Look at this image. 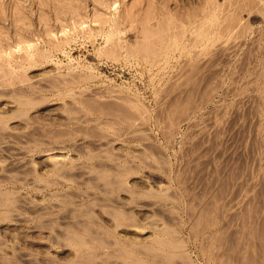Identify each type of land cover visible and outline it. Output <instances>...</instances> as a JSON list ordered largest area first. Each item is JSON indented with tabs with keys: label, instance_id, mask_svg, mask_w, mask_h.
Here are the masks:
<instances>
[{
	"label": "rangeland",
	"instance_id": "374dc122",
	"mask_svg": "<svg viewBox=\"0 0 264 264\" xmlns=\"http://www.w3.org/2000/svg\"><path fill=\"white\" fill-rule=\"evenodd\" d=\"M135 1L0 0V180L2 161L16 175L22 156L31 165L30 177L43 183L53 180V158L63 157L74 168L78 150L56 151L46 138L59 144L78 135L105 137L107 151L124 167L112 200L126 203L117 208L91 195L83 208L72 212L67 204L50 222L28 211V223L15 222L3 210L4 261L23 252L46 263L78 264L67 234L54 238L48 228L60 225L63 216L86 213L102 228L98 236L90 226L96 241L110 247L108 256L132 244L136 254L160 255L157 264H264V0H171L168 9L158 2L151 21L158 28L143 24L144 3L130 27L126 15ZM118 4L125 17L119 28L126 29L107 43L96 34L94 14L109 18ZM180 5L184 13L190 6L199 12L184 14L196 15L198 24L176 36L179 43L174 35L182 28L175 21ZM143 25L157 45L148 44ZM112 28L104 26L106 32ZM160 39L164 46L174 42L169 52ZM82 106L123 124L106 132L93 124L73 127L68 112ZM5 137L13 142L5 145ZM50 193L69 200L92 190L52 186L40 193L5 183L0 195L35 205L47 203ZM61 226L81 235L75 225ZM164 250H171L170 259L162 257Z\"/></svg>",
	"mask_w": 264,
	"mask_h": 264
},
{
	"label": "bare ground",
	"instance_id": "6f19581e",
	"mask_svg": "<svg viewBox=\"0 0 264 264\" xmlns=\"http://www.w3.org/2000/svg\"><path fill=\"white\" fill-rule=\"evenodd\" d=\"M181 1H183V0H181ZM98 2H99V0H98ZM117 2H118V0H117ZM158 2L161 3L160 5L164 6L163 8L168 9V6H169L170 2H172V1L171 0H139L137 2L136 1L133 2L130 5V7L128 8V12L126 15V19L131 24L130 27H133L132 25H135V23H136V12L139 11V9L143 6V3H144V6L146 8L144 7L145 11L142 12L144 14L142 22H144L143 24H148V26H149L152 19H154L153 13L155 11L153 12L152 7H154L155 4L157 5ZM186 2H188V1L186 0ZM99 3H101V2H99ZM113 3L117 4L116 2H113ZM103 4L101 3V5H103ZM105 4H106V2H105ZM185 5H189V4L186 3ZM211 6L212 5H210V7ZM156 7L159 8L158 5ZM176 7H177V5H176ZM210 7H209V9H210ZM155 8H154V10H155ZM163 8H160L159 10H161V9L163 10ZM180 8H182L183 11L179 10L180 12L177 14H179L178 16H180V17H177L175 20V21L179 22V24L175 22L176 23L175 25L178 24V25H181L180 27H182V28H179V26H177L178 30L176 31V33H178V35H176V34L174 35L175 32L173 34H171V31H173V30H171V28H168V27L164 28V29H166V31H168L167 29H170L171 30V31L169 30L170 34L174 35L175 37L181 35L183 33V31H185L184 33H187L186 30L189 31V29H187V28L189 26H192V25L194 26V23L198 18V17L196 18V15H193L194 18H196L194 21L193 16L192 17L190 16L194 12L193 10H192L193 12H191V9H192L191 6L189 7V8H191L190 11L185 10V13H184V9L186 7H184V9H183V7H181V5H180ZM195 8H194V10H195ZM118 9H119V4L116 5L115 9H114L117 11L116 14L113 13V16L106 18V19H100V17H101L100 14H97V13L94 14V22L98 23V25L100 26V29L97 30L98 33H96V34H99L100 36H104L107 43H109L111 41V40L109 41V39L112 36L113 37L119 36L121 33H124V31L126 29L123 27L124 31H122L123 29L119 28V25L121 26V24H122L121 22L122 21L124 22L123 19L125 17L121 16V14L118 13L119 12ZM141 9H143V8H141ZM213 10L215 11L216 9L214 8ZM186 11H187V13H188V11H189V13L191 12V14L190 15L187 14L185 17L184 14H186ZM195 11H197V9ZM200 11L202 12V10H200ZM181 12L183 13V16H181L182 15ZM197 12H199V11H197ZM197 12H194V13L197 14V16H198ZM208 12H211V11H208ZM155 13H156V15H158L157 14L158 12H155ZM164 14H167V13H164ZM209 14H211V13H208V16H209ZM212 15H214V12ZM140 16H142V14ZM159 16H161V14ZM157 17L158 16H156V18ZM209 17H211V15ZM166 18L168 19V17H166ZM159 19H161V18H159ZM154 20H156V19H154ZM157 21H159L158 18H157ZM161 21H162V19H161ZM79 23H81V22H79ZM84 23L85 22H82L80 25H83ZM129 23H127V24H129ZM153 23H151V25ZM161 23L162 22H160V24ZM106 24L114 25L115 28L114 29L112 28V29L108 30V32H106L104 29V26ZM197 24L198 23H196V25ZM154 25L155 26L157 25V28L160 26L159 22L157 24H153L152 26H154ZM146 26L147 25H145L142 29L145 30L146 28H148ZM152 26H151V28H153ZM195 26H194V28H195ZM171 27H173V26H171ZM151 28H149V30L154 32V29L152 30ZM214 28H216V27L214 26ZM214 28H212V29H214ZM164 29H162V30L165 31ZM180 29H182V30H180ZM146 30H145V32H146ZM192 31L190 30V32H192ZM211 31H209V32L211 33ZM149 32L150 31H148V33L146 32V34L151 35V33H149ZM179 32H181V33H179ZM140 34L142 35V33H140ZM154 34L156 35V33H154ZM154 34L152 33V36H154ZM99 35H98V37H96V36L95 37L99 38ZM149 35L147 36L148 40L151 37V36L149 37ZM168 35H169V33H168ZM154 37H151L152 40L150 39V41H152V42H150V41L148 42V44H150V43L152 44L151 46L157 45V44H153V43L157 42V39L155 41ZM170 37H172V36H170ZM181 37H183V35H181L179 38H181ZM117 38L120 39V37H116V39ZM143 38H146V35L143 36ZM166 38L169 39L168 37H166ZM179 38L176 37L175 40L179 39ZM114 39L112 40V43L116 40V39L115 40ZM161 39H160V42L158 41V43L162 44L164 39H163V41ZM167 39H166V41H164V43L167 42ZM172 39H174V38H172ZM22 41L23 40H21V43L18 42L19 45L23 44ZM176 41H175V43H176ZM116 42H114L113 44L115 45ZM177 42H179V41H177ZM66 43H68V42H66ZM69 43H70V41H69ZM144 43H146V45H148L146 41ZM169 43L170 42L168 40V43H167L168 46H169ZM185 43H189V41L185 42ZM113 44H112V47H114ZM172 44H171V46L173 47ZM178 44H176V45L180 46ZM184 44L182 46H184ZM146 45H143V46H146ZM162 45H160L158 47L159 50L162 48ZM176 45H174V47L178 48ZM189 45H190V43H189ZM117 46H118V43H117L116 47ZM168 46L166 45L164 47L168 48ZM29 48L32 49V46L30 45ZM167 48H166V51L169 52L170 46H169L168 50H167ZM18 49L20 50V49H22V47L20 48L18 46ZM150 49L152 50V47H150ZM181 49H182V47H181ZM103 50L105 51V49H103ZM184 50H185V48H184ZM188 50L186 49V51H188ZM161 51H162V49H161ZM161 51H159L160 52L159 54L162 53ZM153 52H154V49H153L152 53H150V54L155 53V52L154 53ZM156 52H158V51H156ZM179 52L183 55V52H185V51H182V52L179 51ZM190 52L188 51V54H190ZM104 53H107V49H106V52L102 51V54H104ZM35 54L36 53H34V55ZM38 54H39V56L41 55L40 53H38ZM181 54H178V55L182 56ZM155 55H156V53H155ZM32 56L33 55H31V58H32ZM164 56H167V55L165 54ZM180 56H179V59H180ZM28 57H30V56H28ZM33 57H35V56H33ZM36 57H37V54H36ZM184 57H185V53H184ZM187 57H188V55H187ZM192 57H194V56L192 55ZM166 58H168V57H166ZM26 59H27V57H26ZM80 110L81 111L78 113L74 111L76 114L68 112V115H69L68 116V123L70 125H72L73 127L79 126L82 124H93L95 127L101 129V131L104 130L106 132V130H108V129L116 128V125L123 124V123L119 122L118 120H116L112 117H107V116L104 117L103 114H95V113L89 111L84 106H82V109H80ZM76 111H78V110H76ZM100 112H102V111H100ZM260 119H261V117H260ZM126 123L127 124H125V125H128L130 127H134L131 122L127 121ZM220 127H221L220 124H215V126H214V128H216V129L220 128ZM66 135H68V134H66ZM44 140H43V142H46L48 144H54L55 146L52 149H55L56 151L61 152V151L68 149V148L78 150L79 162H76L77 163V164H75L76 166L74 168H72V165L68 164V162L66 161L65 158H63V157L53 158V164H54L53 165V167H54V169H53L54 170L53 180L51 182L43 183L41 181H37L34 178L30 177L29 171H30L31 165L25 160L24 156L18 158V161L15 163L16 168L14 170L16 172V175H13L11 170L9 169V167H7V165H5L2 161L1 164H3L2 170L4 171V173L1 176L2 180H0V194L2 192V189L5 185V183L21 184V185H24L26 188H31L37 192H40V193L45 192L49 189H52V186L56 188L58 186H63V187L69 186V187H71L73 185L74 186L75 185H78V186L79 185H86V186L89 185L90 190H92V193L88 194L89 193L88 192L87 194H82V193L76 194L75 196L72 197L74 199H69V200L67 199V197H68L67 194L50 193L48 195L49 201L47 203L35 204V205H32L29 201H27L25 199L23 200V198H20L19 202L17 204H13V203H11V201L9 202L8 200H6L5 197H2V195H0V214L2 213L3 210H6L7 212H9L12 215L13 221L28 223L31 219L28 212H31L35 218L43 217V219H45V221L50 222L53 220L52 218L54 217V215L57 214V212L61 211L67 204H71L70 209L72 210V212L79 209V208H83L84 205L87 203V201L90 200L91 195L92 196L100 195L102 198L104 197V199L108 202L109 206H115L117 208H121L126 204L123 201L118 200L116 198L112 200V197H113L112 195L114 193L115 185L116 184L118 185V183L116 181L122 177L124 167L122 165L118 168V166H119L118 163H119L120 158L115 156L113 153H109V151H107L106 147L110 146V144L108 142L109 140H107L105 137H98V138L93 139V138H89L88 136H81V135H78L76 137L64 140V141H62V143H59V144L57 142L51 141L47 138ZM12 142H13V140H11L9 137H5L4 141H3V143L5 145H9ZM14 144H17V143L14 141ZM35 144H37V143H35ZM18 150H19V153L21 155L25 154V152H26L25 148H23V147L18 148ZM11 165H13V164H11ZM104 205L102 203L100 204L101 207H103ZM151 205L154 206V205H156V203L151 204ZM68 214H70V213H68ZM86 215H87L86 213H82L81 215H77V217H75V218L74 217L72 218L71 214L67 215L65 217L64 216L61 217L62 218L61 224H69V225H73V226L75 225L77 228L80 229L81 235H76L72 231L70 232V230L67 229V227L61 226V224L48 228V229H50V233L54 238H57L58 235H62V234L66 235L67 234V237H66L67 243H69L71 246H73L76 249L77 257L80 259L78 264H85V263L86 264H157V262H160V260H161L160 255H155V254L149 255V254L142 252V251L139 252L138 254H136V250H135L134 246H132V244L119 245V248H120L119 253L113 257L108 256L107 250H109L110 247L108 245H104L100 241L99 242L96 241L97 238L92 235L93 233H91V232H93V231L91 230V227H90V226H93V225L96 226V225L94 223H92L90 218ZM51 216H53V217L51 218ZM96 228H97L96 235L100 236L101 234H103L102 228L97 227V226H96ZM2 250H3V244L0 242V264H60L57 262H50V263L47 262L46 263L43 260H38V259L34 258L29 253H23V252H21V254L19 255L18 260L14 259V261L7 262V261H4V256H3ZM94 250H96V255L94 253ZM164 251L165 252L162 254V257L166 258V259H170L167 257H171V254H172L171 250H168V251L164 250ZM172 257H173V255H172Z\"/></svg>",
	"mask_w": 264,
	"mask_h": 264
}]
</instances>
